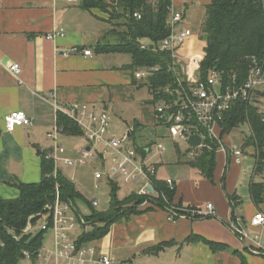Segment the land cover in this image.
Listing matches in <instances>:
<instances>
[{
    "label": "crops",
    "instance_id": "1",
    "mask_svg": "<svg viewBox=\"0 0 264 264\" xmlns=\"http://www.w3.org/2000/svg\"><path fill=\"white\" fill-rule=\"evenodd\" d=\"M81 2L0 0V196L3 198H17L21 182L42 180L43 161L52 160L47 156L54 150V140L48 133L58 124L55 101L87 103L99 113L107 112L111 116V130L118 134L119 130H113L114 116L119 115L116 107L133 98L135 88L142 86L139 83L142 80L133 76L130 64L120 66L114 61L115 56L122 53L96 51L94 45L109 25L105 14L97 8L85 9L81 7ZM210 2L172 0V7L183 11L185 24L194 31V36L187 43V52L206 45L205 40L204 45L197 41V31ZM60 29H64L65 35L54 39L46 37L49 32ZM85 49H91L92 55H85ZM13 63L20 64V74L11 71ZM152 100L150 92L141 118L135 120L141 127L132 133L133 140L135 138L137 144L139 138H145L139 146L149 145L148 134L143 130L150 127L157 132L159 128ZM13 111H23L32 123L8 131L5 118ZM124 122L126 128L122 134L134 126L126 120ZM248 122L235 127L243 126L247 130L239 145L229 140L235 128L231 131L218 130L226 145L242 147L244 155L242 162L237 163L229 153L216 150L212 178L187 164L184 159L192 158L183 156L182 151L178 152L177 146L178 164L185 163L194 171L166 170L163 158L155 159L167 151L166 146L164 151L146 154V158L158 167V181L164 183L169 178L174 181V203L189 209H205L208 203H213L214 215L198 218L183 216L172 221L166 207L152 201L141 204L137 213L113 223L104 236L87 244L121 264H264V224L255 226L251 223L256 213H264V198H255L252 192L254 183H262L263 163L260 162L255 170L258 162L256 148L246 144L251 131ZM124 125L118 124L120 127ZM81 136L63 132L59 134V141L65 146L62 139L82 140ZM84 145L65 146L64 155L77 158ZM61 163L66 164L61 159L58 162L59 169L63 171ZM99 165L102 167L101 163ZM64 174L78 188L76 177ZM104 179L111 189L107 176L98 180ZM111 179L118 186L122 182L119 174H112ZM141 183L124 197H120L118 190V196L123 199L137 193L143 185L142 180ZM93 198L96 197L87 199L91 201ZM79 200L77 198L75 202L82 211ZM232 223L236 228L231 227ZM212 243L218 245L213 246Z\"/></svg>",
    "mask_w": 264,
    "mask_h": 264
},
{
    "label": "built area",
    "instance_id": "2",
    "mask_svg": "<svg viewBox=\"0 0 264 264\" xmlns=\"http://www.w3.org/2000/svg\"><path fill=\"white\" fill-rule=\"evenodd\" d=\"M77 3L80 0H66ZM160 0H151L153 7H157ZM134 16L141 18V12ZM170 33L159 43H142L141 47L151 48L154 51L169 53L171 57L170 71L174 74V81L163 85L158 93L162 97L155 102V111L158 123L168 128L172 140L178 144L186 142L188 156L193 158L200 154L206 147H211L209 140L215 143L216 150L220 149L230 154L237 162L241 163L244 150L238 145H226L218 130H224L222 125L227 114L238 102L255 104L264 122V64L253 57L252 65L247 77L239 82L237 75L232 79H225L221 71L210 69L206 74L201 71V57L204 47L194 48L187 52V43L194 36L191 27L185 24L182 10L171 7L168 20ZM65 35L64 29L49 32L46 37L54 39ZM85 55H92L91 49L83 51ZM11 71L20 74L22 68L19 63L10 66ZM160 70V66H144L135 70L138 80L147 81ZM57 113L62 112L76 121L83 129L81 139L85 145L81 148L77 158L65 156L66 147L59 141V134L63 133V127L56 124L48 133L54 140L53 154L47 158L54 160V175H56L61 159L68 166H83L88 160L98 161L102 168L96 170L95 178L101 179L112 174H119L121 180L126 183L137 179L143 181V185L137 191L145 196L142 205L151 203L155 196L156 187L153 178L156 177L158 167L150 162L146 154L152 153L150 145L142 146V152L138 150L132 133L134 126H130L123 134H116L111 130V116L103 111L97 112L87 103H58L54 102ZM31 118L23 111H13L6 115L5 126L8 131H14L19 126L30 125ZM248 126L251 128L250 122ZM193 134L201 137V143L193 146L189 138ZM166 149L162 142L157 143L156 152ZM256 155L257 152H256ZM258 160V157H257ZM262 183L264 185V160ZM259 162L255 165V170ZM167 184L174 188V181L169 178ZM264 197V194H263ZM166 209L170 212L169 219L176 221L178 217L189 216L193 218L208 217L215 214V206L208 203L207 207L184 208L167 200ZM91 203L94 207L99 204L97 198ZM255 226L264 224V213L258 212L252 218ZM89 222L83 212L77 207L71 197L63 198L59 183L56 184L54 199L48 201L43 210L38 214L30 215L21 234L14 237L17 241L23 235L33 237L42 234L40 245L34 250H24L25 260L30 264H121L108 254L98 253L96 247L87 243H80L79 238L88 231ZM80 226V227H79ZM231 227L236 228L234 223ZM51 233L53 242L47 244V235Z\"/></svg>",
    "mask_w": 264,
    "mask_h": 264
},
{
    "label": "trees",
    "instance_id": "3",
    "mask_svg": "<svg viewBox=\"0 0 264 264\" xmlns=\"http://www.w3.org/2000/svg\"><path fill=\"white\" fill-rule=\"evenodd\" d=\"M81 7L92 9L102 7L109 14L106 20L110 24L109 35L115 37L111 41L104 36L95 43L98 52H117L131 54L133 61L130 70L139 67L160 66V70L142 86H147L153 95L155 103L163 93L158 90L165 84L174 81V74L170 71L171 57L169 53L143 49L142 43H159L169 35L168 20L170 18L172 0H160L157 7H153L151 0H82ZM141 12L142 17L134 16ZM201 37L206 41L201 57V71L206 74L210 69L221 71L229 81L237 75L239 82L247 77L248 70L256 57L264 64V0H211L206 5L204 19L200 29ZM249 121L251 131L246 138V144L256 148L258 162L264 160V122L255 104L238 102L227 114L222 125L226 131H231ZM58 125L63 127L64 133L69 135H83L84 129L68 115L58 113ZM141 127L136 121L135 130ZM135 130L133 132H135ZM135 140V138H134ZM211 147H206L192 159H184L187 164L197 168L207 178H212L216 166V147L209 140ZM141 153L142 148L136 144ZM178 152H181L177 146ZM188 151L183 153L186 157ZM180 158L182 155L180 153ZM158 195L151 198L156 204L166 207L167 200L171 202L175 189L167 182L153 178ZM59 183L63 198L71 197L83 199L90 207V214L85 219L94 225L79 238L80 243H88L104 236L110 226L130 214L137 213L145 196L132 193L121 199L118 196L119 186L111 178L110 202L106 210L99 211L92 205L77 188L75 182L67 177L61 169L54 175V162L43 161V178L39 182L18 184L20 194L17 198L7 199L0 196V264H20L25 260L24 250L34 251L42 242V234L32 238L23 235L19 241L16 234H21L30 215L38 214L48 201L54 199L56 184ZM252 192L256 197H263V183H254ZM100 225H98L97 223ZM217 246V243H212Z\"/></svg>",
    "mask_w": 264,
    "mask_h": 264
},
{
    "label": "rangeland",
    "instance_id": "4",
    "mask_svg": "<svg viewBox=\"0 0 264 264\" xmlns=\"http://www.w3.org/2000/svg\"><path fill=\"white\" fill-rule=\"evenodd\" d=\"M106 1V0H104ZM99 10L100 13L105 14L106 20L109 19V14L108 12L103 9L102 7H95ZM109 27L108 29H110V24H108ZM108 29L106 30V32L101 36L100 39H102L104 36H107L111 41H113V39L115 37H113L112 35H109L110 33L108 32ZM201 29V27H200ZM198 37H197V41L200 43H202V45H204V39L201 37L200 34V30L197 31ZM204 47V46H203ZM197 48V47H196ZM195 48V49H196ZM199 48H201V45L199 46ZM117 64H119L120 66H123L125 64H132L133 58L131 56V54L129 53H122L119 54L117 56H115V60H114ZM144 81H140L139 83L143 84ZM149 89L147 86H141L140 88H135L134 90V97L127 100V102H125V104H121L120 106L116 107V111L119 113L118 117L114 116L113 119V130H115L116 132H118L117 130H119L118 134H122L121 132H123L125 130V125L123 123L124 120H126L127 122L131 124L135 123L136 118H141V113L144 110V105L145 102L149 99ZM153 103V101H151ZM151 103V107H153V104ZM155 106V103H154ZM123 110V113H122ZM121 116V117H119ZM119 121V122H116ZM122 124L124 125V127H120L118 126V124ZM117 124V125H116ZM159 128L156 132V130L154 131L152 128H147L146 130H143L142 132H145L146 134H148V144L150 145V147H152V152L154 153L156 150V145L159 142H162L163 144H165V146L167 147V151L162 152L161 154H159L155 159H159L160 157L163 158L164 162L162 163L165 167L166 170L168 171H186L188 169L192 170L190 167H186V165L184 164H178L177 161V154L175 152L176 150V146L179 147V149L183 152H186V148H187V143L182 141L179 142L178 144H176L169 133V130L167 127H165L164 125L158 123ZM247 135V130L244 129V127H239V128H235L233 129V131H231L230 135H229V140L232 141L233 143L236 144H240L241 140ZM63 138V137H62ZM49 140V139H48ZM65 146H71L73 144L75 145H83L84 142L82 140H80L79 138H70V140L67 139H62ZM145 138H139L137 141V144L140 145V143H142V141H144ZM147 140V139H146ZM144 146V145H143ZM142 148V146H140ZM156 161V160H155ZM63 168V171L70 177L75 176L76 177V183L78 185V188L82 191L83 195L88 198L91 199L92 197H96L99 199V204L95 207L96 210L99 211H103L106 210L109 207V200H110V189H109V185L106 181V179L104 180H98L95 179L94 177V172L97 168H102L99 165L98 161H91L88 160L86 162V164H84L83 166H77V167H73V166H67L61 163L60 165ZM141 179H137L135 181H133L131 184H128L126 182H120V189H119V195L120 197H124L128 194V192L132 189H136L138 188L139 185H141ZM79 205L82 208V211L84 212V214L88 215L90 214L91 210L89 209L88 205L86 204V202L83 199L79 200ZM98 222L97 224L100 225ZM80 227V226H79ZM94 225L92 223L88 224L87 229L88 231H91L93 229ZM47 244L51 245L53 242V237L52 234L49 233L47 235V239H46ZM20 264H30V262L28 260H22L20 262Z\"/></svg>",
    "mask_w": 264,
    "mask_h": 264
},
{
    "label": "water",
    "instance_id": "5",
    "mask_svg": "<svg viewBox=\"0 0 264 264\" xmlns=\"http://www.w3.org/2000/svg\"><path fill=\"white\" fill-rule=\"evenodd\" d=\"M189 143L193 146H197L201 143V137L198 134H193L189 138Z\"/></svg>",
    "mask_w": 264,
    "mask_h": 264
}]
</instances>
